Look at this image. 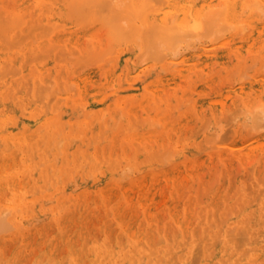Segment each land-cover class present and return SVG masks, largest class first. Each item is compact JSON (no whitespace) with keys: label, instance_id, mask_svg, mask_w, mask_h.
Masks as SVG:
<instances>
[{"label":"bare ground","instance_id":"obj_1","mask_svg":"<svg viewBox=\"0 0 264 264\" xmlns=\"http://www.w3.org/2000/svg\"><path fill=\"white\" fill-rule=\"evenodd\" d=\"M258 58L264 61V0H0V209L12 211L15 233L26 237L15 242L8 264H264V70L259 65L249 71ZM233 68L242 70L237 82L217 91V75L231 78ZM230 102L233 121L243 115L253 123L261 119L260 133L253 131L257 121L238 122V130L248 128L251 136L237 149L216 140L230 123L203 122L205 129L196 131L210 133L203 139L213 140L216 150L191 156L195 141L184 132L186 120L196 115L203 121L208 109L217 119L226 116ZM138 122L151 124L141 132ZM152 123L161 129L152 130ZM138 144L149 157L170 147L181 158L169 170L150 166L139 178L115 180L114 166L130 151L140 153ZM161 145L168 147L163 153ZM227 150L231 157L223 154ZM59 155L57 177L50 166ZM214 155L222 158L223 184L203 204L195 181L192 197L180 208L175 198L188 176L179 173V165L193 174L197 162ZM234 158L246 177L232 174ZM97 167L102 176L86 186L84 177ZM162 177L172 185L173 198L163 206L170 212L166 222L155 207L160 209L155 194ZM88 193L106 214L98 234L89 229L95 213ZM37 211L60 215L54 217L57 234L32 258L24 248L34 230L23 218ZM4 214L0 233L11 231ZM112 214L120 226L116 232ZM133 215L140 217L138 225Z\"/></svg>","mask_w":264,"mask_h":264},{"label":"rangeland","instance_id":"obj_2","mask_svg":"<svg viewBox=\"0 0 264 264\" xmlns=\"http://www.w3.org/2000/svg\"><path fill=\"white\" fill-rule=\"evenodd\" d=\"M249 57H250V55H249ZM263 60H260L259 58L258 59H256V65H254L252 68H250L249 69V71H255V69H257V68H261L262 67V69L264 70V61L262 62ZM250 62H252V64L254 63L253 62V58H251V61ZM260 62V63H259ZM261 63H262V65H261ZM251 64V63H250ZM259 65L261 66V67H259ZM257 67V68H256ZM238 70V71H237ZM232 71H234L233 73L234 74H232V73H230V74H232V76H233V78H232V76H231V78L233 79H231L230 78V75H228V76H226V74L225 75H223V74H219V75H217V77L215 78V80L213 81V84H214V87L217 89V91L218 90H220V87L221 86H223V85H225L226 83H228L227 85V87L226 88H231L236 82H237V80L236 79H238V77L240 76V73H241V69L239 68V69H237L236 68V70H235V68H233L232 69ZM237 71V72H236ZM236 73V74H235ZM239 73V74H238ZM238 76V77H237ZM223 77H225L224 78V80H225V82H223L224 80H223ZM236 77V78H235ZM218 78V79H217ZM230 78V79H229ZM217 79V80H216ZM220 79V80H219ZM228 79H229V81H228ZM219 81H220V83H219ZM223 82V83H222ZM217 83V84H216ZM218 83H219V85H218ZM231 83V84H230ZM233 83V84H232ZM232 85V86H231ZM183 103V102H182ZM181 103V105H180V108H179V110L180 111H182V110H184V108L186 107V105L185 104H182ZM193 102L191 101V103L189 102L188 104H192ZM231 104H229V107L226 109V111L225 112H227L226 114H224V115H226V116H221L222 114H219L220 116H218V119H217V117L216 116H214L211 112H210V110L208 109L207 110V112H206V115H207V117H206V119L204 118V120L202 121L201 119H199V117L197 118V116L195 115V116H193V117H189L187 120H186V122H185V125L187 126V128H186V130H184V132L185 133H187V135H188V139H190L191 140V142H193V141H195V142H197V140H198V142H200V144H201V142H202V144H201V146H199L198 144H196L195 142H194V147H192V153H191V156H194V157H198V158H200V157H202V156H205V155H213L212 154V152H210L211 150L212 151H215L216 150V147L217 146H215L216 145V143H214L213 142V140H212V143L210 144V142L209 141H207V140H205V139H203L204 138V136H207V135H209L210 133H208L207 135H206V132L205 131H203L202 133H200L199 132V130H198V132L196 131L197 130V127L199 128V129H202V128H204L205 129V127H204V125L206 124H208L207 122H210V121H212V122H214V124H216L217 125V123L219 122V120H222V122H224V124L225 123H230L229 125H231L230 127H228L227 129H226V127L224 126L223 128V130H224V132L222 133V130H221V132H220V136H219V139H217V137H216V140H217V142H223V144H237V149L238 148H244V147H246L248 144H249V142H248V140L246 139L247 137H249V136H251V134H249L248 132H247V129L248 128H245L244 127V125H243V127H244V130H241L242 132H240L238 129L240 128V124L238 123V122H242L243 121V123H246V122H248V123H253L252 121H248V118L247 117H244V116H247V115H243V117L241 118H239L237 121H233V119H234V116H235V104L233 103V102H230ZM187 104V105H188ZM229 108L231 109V111H232V114H231V111L229 110ZM138 110H139V112L141 111V114H143L144 113V110L142 109V108H138ZM228 110H229V112H228ZM209 111V112H208ZM209 113V114H208ZM230 113V115L228 116V114ZM211 114V115H210ZM173 116H175L174 114H173ZM208 117H210V120H208L209 118ZM224 117V118H223ZM196 118V119H195ZM208 118V119H207ZM195 119V120H194ZM229 119H230V121H229ZM232 119V120H231ZM243 119V120H242ZM254 119H256V118H254ZM254 119H252V120H254ZM113 120H115V119H109V123L111 124L110 126L113 128V126H114V124L113 123H115ZM205 121H206V123H205ZM257 121V122H256ZM141 122V121H140ZM204 122V123H203ZM216 122V123H215ZM231 122H232V124H231ZM256 122V123H255ZM255 127H256V124L257 125H260L261 124V119L259 120V119H257V120H255ZM122 123V122H121ZM121 123H119L118 125H117V127H115V130L116 129H118L119 127H120V124ZM142 123V122H141ZM139 124V122H138V124L136 125V126H138V131H144L147 127L146 126H149V123L151 124V122H147V124H145V126H143L142 124ZM196 123V124H195ZM197 123H199V124H197ZM204 125H203V124ZM236 123V124H235ZM253 123V124H254ZM153 124V123H152ZM154 124H155V122H154ZM153 124V126L151 125V128H152V130L154 129H158V127L161 129V126L159 125V126H156V125H154ZM194 125V127H193V125ZM113 125V126H112ZM188 125H189V127H188ZM226 126H227V124H225ZM143 127V128H140V127ZM192 126V127H191ZM197 126V127H196ZM261 126V125H260ZM260 126H257L256 128L257 129H254L253 128V131L254 132H258V133H256V135H258L260 132H259V130H261V127ZM196 127V128H195ZM192 128H193V130H192ZM234 128V129H233ZM237 128V129H236ZM106 129H107V127H106ZM114 129V128H113ZM156 129V130H157ZM190 129V130H189ZM203 129V130H204ZM228 129H230V130H228ZM233 129V130H232ZM231 130L232 131H234L233 133H234V135H232L233 133L231 132ZM192 131V132H191ZM262 131H264V130H262ZM111 132H112V130H109L108 132H107V135H110L111 134ZM226 132H228V137L230 136H232V138L233 139H228V141L227 140H225V138L227 137V134H226ZM229 132H230V135H229ZM188 133H191L190 135L188 134ZM195 134V135H194ZM226 134V135H225ZM240 134H242L241 136L242 137H244V138H239V135ZM243 134H244V136H243ZM223 135V136H222ZM225 135V136H224ZM237 135V136H236ZM210 136V135H209ZM225 137V138H224ZM227 137V138H228ZM195 139V140H194ZM222 139V140H221ZM241 139V140H240ZM247 140V141H245V140ZM205 140V141H204ZM210 140H211V137H210ZM223 140H225V141H223ZM104 142H106V144H107V142H108V145H110V142L109 141H107L106 139H104ZM225 142V143H224ZM206 143V145H204ZM241 143H243V144H241ZM213 144V145H212ZM138 145H140V144H138ZM211 145H212V147L214 148V149H212V148H210L211 147ZM239 145H241V146H239ZM95 146V145H94ZM162 147L160 148V150H162V152L161 153H163L164 151H165V149L167 150V148L168 147H163V145H161ZM195 146H197V147H195ZM55 147V146H54ZM200 147L202 148V149H200ZM164 148V149H163ZM170 148V147H169ZM168 148V151L169 152H171V154L168 152V151H166L165 153H163V155L162 154H160V152H158V154H157V156H153V157H149V156H147L146 154H148L146 151H144L143 150V148L141 147V145H140V148H139V152L140 153H135L136 151H130L129 152V148L126 150V152L127 153H125V152H123L122 151V149H118V151L119 152H123L124 154H128V152H129V154H128V156L127 155H123V154H121V156L123 155V156H127L126 158L124 157H121V159H119V163H117L115 166H114V170H113V172H112V174L114 175V179L116 180V179H122V180H124L123 182H128V181H130V179H133V178H136L137 176V178H139L140 176H142L143 174H145V172H147L148 171V169H149V167L150 166H154L155 167V169H159V168H161V169H166V170H169V169H171L172 167H174L175 165L174 164H176L177 162H179V160H180V158L181 157H178L176 154H174V152H173V150L171 151V148L169 149ZM209 148V149H208ZM95 149H97L96 148V146L95 147H93V150H95ZM207 149V150H206ZM211 149V150H210ZM130 150H131V148H130ZM141 150V151H140ZM143 150V151H142ZM206 151V152H205ZM228 151V150H227ZM225 151V153H223V154H225V157L226 156H228V157H231L233 154H232V152H231V150L230 151ZM121 152V153H122ZM146 153V154H145ZM156 153H157V151H156ZM155 153V154H156ZM169 153V154H168ZM198 153V154H197ZM229 153L231 154V155H229ZM133 154V155H132ZM159 154H160V156H159ZM165 154H167V156H164ZM197 154V155H196ZM136 155H137V157H136ZM145 155V156H144ZM161 155L162 156H164V157H161ZM169 155H170V157H169ZM62 156L63 155H59V157H58V159L56 160V166H53V165H51L50 166V168L52 167V169H50L51 170V172L52 173H56L57 175V177H59L61 174H62V171H61V169L59 168V164H60V161H61V158H62ZM130 156H131V158H132V160H131V158H130ZM159 156V158L158 159H155L156 157H158ZM134 157H135V159L136 160H134ZM145 159H144V158ZM147 157V158H146ZM167 157V158H166ZM169 157V158H168ZM140 158H141V160H140ZM149 158H153V159H149ZM217 158V159H216ZM124 159V160H123ZM139 159V160H138ZM143 159V160H142ZM160 159V160H159ZM175 159V160H174ZM213 159V160H212ZM215 159H216V161H215ZM128 160V161H127ZM156 160V161H155ZM158 160V161H157ZM164 160V161H163ZM171 160H172V162H171ZM127 161V162H126ZM130 161H133V162H130ZM171 163H170V162ZM215 161V162H214ZM110 162V161H109ZM108 161H107V163H106V165H109L110 163H109ZM129 162H130V164H129ZM150 162V163H149ZM152 162V163H151ZM156 162V163H155ZM160 162H162V163H160ZM166 162V163H165ZM169 162V163H168ZM204 162H206V163H204ZM220 162V163H219ZM121 163V164H120ZM198 163V168H196V166H195V170H196V173H193V174H190L189 173V171H191L190 170V168H187V167H185V166H183V165H179V168H178V170H179V173L180 174H183L184 173V175H187L188 176V178L187 177H184V180H183V185H182V193L183 194H180V196L178 197V198H175V200L177 201L178 200V202H179V207L180 208H183L185 205H186V202H188V200L192 197V195H193V193H194V189H193V187H192V185L194 184V182L195 181H197L198 182V184H196L195 183V186H197L195 189L197 190V194L199 195V196H201V194H203V196H202V198L201 197H198V195H196V197L198 198V199H203L202 201H203V204H207V202H210V198L211 197H213V195H214V189H216L217 187H219L220 185H222L223 184V175H224V172H222L223 170H222V158L220 157V156H216V155H214V158H212V157H210L208 160H206V161H203L202 160V162L200 161V162H197ZM218 163V164H217ZM124 164V165H123ZM125 164H126V166L127 167H129V168H127L126 166H125ZM146 164H147V166H146ZM151 164V165H150ZM154 164V165H153ZM165 164V165H164ZM184 164V163H183ZM220 164V165H219ZM249 165L248 166H250V165H252V163H248ZM118 165V166H117ZM137 165H140L142 168H140L139 166H137ZM210 166V168H209V166ZM212 165V166H211ZM216 165V166H215ZM160 166V167H159ZM170 166V167H169ZM55 167V169H53ZM118 167V168H117ZM125 167H126V169H128L127 171L129 172H131L133 175H130L131 173L129 172V175H128V173L127 172H125L126 171V169H125ZM131 167H132V169H131ZM148 167V168H147ZM153 167V168H154ZM204 167V168H203ZM207 167V168H206ZM214 167V168H213ZM234 167V168H233ZM58 168V169H57ZM143 168H145V169H143ZM176 168V169H177ZM117 169H120V172H119V170L117 171ZM121 169H124V170H121ZM135 169V170H134ZM201 169V170H200ZM205 169L207 170V171H205ZM210 169V170H209ZM231 169V172H232V174H234V172H236L235 174H236V176L235 177H237V178H242V177H246V175H247V171H244L243 169H241V163H240V161H238L237 159H235L234 158V163H233V165H232V167L230 168ZM134 170V171H133ZM177 170V171H178ZM186 170H188V171H186ZM218 171L217 172V174H216V177L214 178L215 179V182H214V179L212 178L213 176H215V174L213 173V172H216V171ZM222 170V171H221ZM97 171V172H96ZM144 171V172H143ZM194 171V170H193ZM205 171V172H204ZM208 171H210V172H208ZM241 171H243V172H241ZM123 172V173H122ZM124 172H125V174H124ZM134 172V173H133ZM135 172H138V173H135ZM199 172V173H198ZM202 172H203V174H202ZM221 172H222V174H221ZM246 172V173H245ZM91 173H92V175H91ZM91 173H89V175H91L90 177L89 176H85L84 177V184L86 185V186H89L90 184H92V182L97 178V177H100V176H102V174L100 173V168H95V170L94 171H92ZM94 173V174H93ZM201 173V174H200ZM245 173V174H244ZM138 174V175H137ZM199 177L198 179H197V177H196V175ZM200 174V175H199ZM211 174V175H210ZM214 174V175H213ZM121 175H123V176H121ZM189 175H190V177L191 176H193V175H195V177H196V179L193 181V180H191V179H189ZM213 175V176H212ZM217 175H218V178H217ZM241 177H240V176ZM95 176H96V178H95ZM118 176V177H117ZM203 177H205L206 179H209V177H210V182H209V180H206L205 178H203ZM203 178V179H202ZM166 179V180H165ZM187 179H188V181H187ZM202 179V180H201ZM101 180V179H100ZM127 180V181H126ZM165 180V181H164ZM76 181H78V182H80V180L79 179H77ZM76 181H73V182H76ZM161 181V182H160ZM164 181V182H163ZM185 181H187L188 183L186 184L185 183ZM203 181V182H202ZM205 181V182H204ZM71 183V184H73V185H75L76 183ZM165 182L167 183L166 185H168V187L165 185ZM202 182V183H201ZM207 182H208V184H207ZM217 182V183H216ZM140 183V182H139ZM138 183V184H139ZM102 184H104V182H103V180H102ZM162 184V185H161ZM202 184V185H201ZM211 184V186L210 187H208V185H210ZM212 184H214V185H212ZM79 185V187H78V189L80 188V184H78ZM206 186V187H205ZM205 187V188H204ZM212 187H214L212 190H211V188ZM160 188V189H159ZM199 188V189H198ZM205 190H204V189ZM209 190H211V191H209ZM165 189H167V190H165ZM184 189H185V191H184ZM189 189V190H188ZM169 190H170V192H172V185H171V183H170V180H168L167 178H161L160 180H159V183H158V185H157V190H156V198H158V201L160 200V202H161V204L159 205L160 206V209L156 206L157 204H155V207L159 210V212H160V216H161V219H162V222H166V221H168L169 220V218H170V212H169V210L167 209V207H163V206H166V204L168 203L167 201H169L168 199H172L173 197L172 196H170V192H169ZM204 192V193H202V191ZM206 190H208V191H206ZM111 191H112V195H118V191L116 190V189H114V188H112L111 189ZM117 191V192H116ZM206 192V193H205ZM163 193H164V195H163ZM170 193V194H169ZM185 193V194H184ZM210 193H212V194H210ZM9 191L8 190H6V192H5V196H9ZM169 194V195H168ZM186 195V196H185ZM195 195V194H194ZM87 196H88V199H89V201H90V204H91V206H92V211H94V216H93V219L91 220V223H90V226H89V229L90 230H92V231H94L96 234H98V233H100L99 231H100V227H99V222L101 221L102 222V220L106 217V214L104 213V211L101 209V207H100V203H101V201L99 200V199H95L94 197V195H93V193H88L87 194ZM181 196H182V198H181ZM163 197H165V198H163ZM172 197V198H171ZM196 197L193 199V201L194 200H196ZM119 197H117V199H118ZM180 198V199H179ZM83 199V200H82ZM117 199H115V200H117ZM165 200V201H162V200ZM197 199V200H198ZM79 202L81 201V203H80V205H81V207L84 209L85 208V206H86V204H87V201H86V199L82 196V198L80 197L79 199ZM196 200V201H197ZM200 200H198L197 201V203H201V205H202V201H200ZM99 201V202H98ZM156 200L155 199H152V202H155ZM205 201V202H204ZM48 203H50V202H48ZM196 203V204H197ZM99 204V205H98ZM198 204V205H199ZM98 205V206H97ZM95 206V207H94ZM142 207V205H140V208ZM4 208V210H5V208H6V206H3L1 209H0V214L2 213V215H5L4 213L6 212V220L8 219L9 220V227H10V229H11V231L9 232V231H7L6 232V230L4 231V232H1L0 233V264H8V259L11 257V255H12V250H13V248H14V245H15V242L16 241H18V240H22V238H23V240L24 239H26V237L24 236H20V235H18V234H16L15 233V231H16V229H15V227H12L13 225L11 224L12 222H10L11 221V217H12V215H13V213H12V211L11 210H9L8 211V208L6 209V211H4V210H2ZM97 209V210H95V209ZM100 210V211H99ZM7 211H8V213H7ZM164 211V212H163ZM162 212V213H161ZM140 215H138L137 214V216H142V211L140 210ZM166 216H165V215ZM56 215H60V213L58 212L57 214H53V216H52V214L51 213H49V212H47V211H37L34 215H32V216H29V217H24L23 218V222H24V224H26V225H28V227H30V229H31V231L32 230H34V233H33V231L32 232H30L29 233V231H28V233H29V235H28V239L29 240H26L25 241V248H24V250H26V252H28L29 250V252L27 253L28 255V257H31L32 255H33V257L32 258H34V257H38V256H40V254L44 251V250H46L47 249V243L50 241V240H52L54 237H55V235L57 234V231H58V229L56 228V224H57V221H56V219L54 218ZM164 215V216H163ZM137 216H135V215H133V223L135 224V225H138V222H139V218H137ZM165 217V218H164ZM167 217V218H166ZM98 218V219H97ZM136 218V219H135ZM108 219H109V222L112 220V219H114V220H112L111 222H110V224H111V228H112V230L113 231H118L119 229H120V226H119V224H118V222H117V220L115 219V217H114V215L112 214V215H110L109 217H108ZM7 220V221H8ZM94 220H95V222H96V224L98 225V227H99V230H98V227H97V225L94 223ZM41 223H43V224H41ZM93 223H94V225H93ZM116 223V224H115ZM34 226H36L37 228H35ZM118 226V227H117ZM40 227V228H39ZM9 229V228H8ZM7 229V230H8ZM40 229V230H39ZM98 231H97V230ZM47 230V231H46ZM170 231L171 230H173V227H171L170 229H169ZM43 231V232H42ZM45 232V233H44ZM10 233H12V234H10ZM34 236H33V235ZM3 235H5L3 238H2V236ZM32 235V236H31ZM37 236V237H36ZM36 237V238H35ZM45 237V238H44ZM44 238V239H43ZM34 240V241H33ZM32 241V242H31ZM42 241V242H41ZM35 244V245H34ZM3 245V246H2ZM8 246V247H7ZM35 246V247H34ZM41 246V247H40ZM63 246V244H61L60 245V247H62ZM31 247V248H30ZM34 247V248H33ZM2 248H4V250L2 249ZM9 249H11L10 251H9ZM33 249V250H32ZM1 251H3V252H1ZM36 251H37V253H36ZM3 253V254H2ZM32 254V255H31ZM6 259V260H5ZM3 261H4V263H3ZM26 262H28V261H25L24 263L25 264H27Z\"/></svg>","mask_w":264,"mask_h":264}]
</instances>
